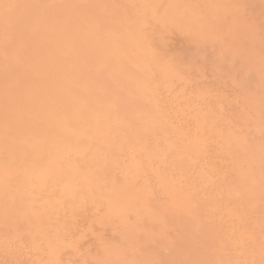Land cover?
Returning <instances> with one entry per match:
<instances>
[{"label": "bare ground", "instance_id": "6f19581e", "mask_svg": "<svg viewBox=\"0 0 264 264\" xmlns=\"http://www.w3.org/2000/svg\"><path fill=\"white\" fill-rule=\"evenodd\" d=\"M123 1L124 10H120L122 6L120 8L118 6L121 4L118 5L114 0H0V231L2 234L10 231V238L13 240L16 238L18 241L24 233L29 236L28 242L35 246V250L38 249H36L38 245H44L46 252L40 250L55 261V252L60 250L57 248L61 239V229L59 225L58 228L49 222L50 212L57 214L59 208L64 209L62 208L64 199L75 198L76 195L81 194L82 197H99L100 202H102L101 198L104 199L106 208L102 210L107 211V216L103 218L110 225L122 228L119 242L101 243L99 257L93 259L90 256L93 261L98 260L96 264H153L155 260L157 261L158 247L168 251V253L166 251V260L173 264H212V262L237 264L235 262H239L240 259L231 260L235 257L231 256L232 252L225 246V237L222 236L224 231L222 234L213 218L208 221L203 219V215L197 211L193 198L186 195L188 192L185 188L188 184L183 189L172 176L170 177L171 174L168 175L166 172L159 174L161 168L157 163L161 158L158 156H164L165 150L171 152L169 155L172 158L169 157L171 163L176 164L185 174L189 170L191 173V168L193 169V165L196 164L194 157L200 150V145L197 142L190 144L182 142L181 147L178 150L176 147L173 151L170 150L169 144L166 145L167 141L163 143L165 150L158 148L157 133L159 130L166 132L167 129H162L166 126L158 120L159 104L156 105L155 102V89L158 88L157 84H161V88H169V83L179 79L181 73L168 62L156 63L153 54L144 45L143 36L138 37L140 34L137 23L144 14L153 17L160 12L163 17L166 16V19L170 18L168 19L170 21L177 20L191 30L202 31L194 50L209 58L215 66L224 67L227 73L241 84L242 106L248 105L255 115L252 123L253 133L237 135L231 128L226 129L223 134L219 133L229 148L227 151L237 155L234 159L237 160L235 175L231 182L223 183L220 187L226 193V201L229 200L231 203L241 201L249 210L259 208V213L262 214L260 221L258 224L256 221L249 222L252 224H249V228L253 226L252 232L257 230L264 234V37L261 38L262 32H258L260 35L253 31L255 30L253 26L254 29L243 28L244 26L235 19L230 20L226 25L214 26L209 23V19H206L207 16L202 21L191 8L187 9L185 4L180 6V0ZM5 4L11 7L5 9ZM134 5L136 9L133 8ZM258 20L255 22L259 24L261 21ZM177 21L173 27L178 26ZM250 22L249 20L248 24ZM252 22L254 23V19ZM244 37L254 39L255 43H252L256 46L253 47L252 44L253 46L246 49L249 43L245 42ZM205 43L209 46H205ZM260 50L263 52L262 55L258 52ZM162 51L160 50V54ZM234 64L236 67L233 66ZM155 71L157 73H153ZM193 112L200 121L207 118L206 114H200L195 108ZM243 115V113L239 114L237 123L244 121ZM167 137L168 135L166 140ZM149 144L151 151L147 149ZM100 149L104 152H99ZM155 150H161L162 153L159 155ZM120 151L124 156H128V165L124 163L125 172L128 174L135 176L142 166L156 174L155 183L164 195V201L155 203L150 201L152 198L148 197L150 196L149 192H146L148 189L145 191L144 187L141 189V185L140 188L137 186L145 191L147 196L140 194L137 188L135 190L132 188L133 183L128 182L129 179L125 178L123 181L120 180V183H115L110 167L119 161ZM141 151L143 158L148 157L146 161L145 158L139 159L140 161L136 159L135 155ZM85 152H91L89 158L91 160H88L89 163L85 166H81L80 160L75 162L76 158H73L72 154L80 155ZM151 156L159 159L152 161ZM199 171L203 173L202 170ZM107 175L110 177L107 178ZM200 177H204L201 181L204 182L203 185L208 184L205 182L210 177L208 172H204ZM134 182L136 184V181ZM142 184L144 186V182ZM49 185H52L50 189L53 185L58 186L57 191L53 189L56 191L57 200L49 201L42 198L39 200L42 201L41 203L34 205L38 196L36 194L39 191H47ZM77 188L82 193L77 192L79 191ZM149 190L151 191L150 186ZM153 200L155 201L154 198ZM225 204L224 206L227 205ZM129 212L132 214L131 220L127 219V216H130ZM224 212L226 215V210ZM244 212L243 210L241 214L248 216L249 212ZM232 213L234 214V211ZM233 214H229L231 219L234 218ZM222 221L225 222L224 217ZM167 222L169 225L174 224V229L170 228L171 232L174 230L176 233L174 240L168 238L170 235L168 237L165 235L168 229L165 224ZM228 224L227 222L226 225ZM110 225L107 226L108 229L111 228ZM249 228L245 229L250 230ZM239 238L233 243L237 245L236 250L233 251L248 254L244 258V264H250L251 261L264 264L263 246L259 243L260 245L254 248L257 245L254 242L251 248L241 246L240 249ZM163 252L165 253L164 250ZM12 260L14 261V258Z\"/></svg>", "mask_w": 264, "mask_h": 264}, {"label": "rangeland", "instance_id": "374dc122", "mask_svg": "<svg viewBox=\"0 0 264 264\" xmlns=\"http://www.w3.org/2000/svg\"><path fill=\"white\" fill-rule=\"evenodd\" d=\"M114 1L117 2L118 5L121 4L120 6H118L119 8L122 6V9H120V10H124L125 5H122V4H124L123 0H120L121 3H119L120 2L119 0H114ZM237 1L236 0H218V1L217 0H200V2H201L200 3L199 0L198 1L180 0L179 4H180V6L185 4L184 6H186L187 9L191 8V10L193 12L197 13V16H199L202 21L204 20V17L207 16L206 19H209V23L214 24V26L226 25L230 22V20L235 19V20L239 21V23L241 25L244 26L243 28L248 29L251 27V29H254L253 27H255V30H253V31H255L257 33L262 32L261 33L262 35L260 33H258V34H260L261 38L263 39L264 30H262V29H264V15H263L264 14V0H261V1L260 0H258V1L257 0H253V1H251V0H247V1L246 0H240V2H239V0H237ZM181 3H183V4H181ZM190 4H191V6H190ZM243 5H245V6L243 7ZM217 6H219V7H217ZM220 6L223 8H221ZM239 6H240V8H239ZM133 8L136 9V6L134 5ZM208 8H209V10H208ZM235 8H239V9L235 10ZM197 10H198V12H197ZM247 10H248V12H247ZM161 16L162 15L160 12L157 13L153 17L151 15L149 16V14H144L137 23V25H139L138 26L139 28L137 27L138 33L140 34V35H138V37L141 38V36H143L142 40L145 43L144 45L150 50L151 54H153V58L156 59L155 60L156 63L165 62L167 64V62H168V64L170 63V65H172L173 67L178 68V70L181 73L179 79H176V80L172 81L171 83H169V88H161L160 87L161 84H157L156 87H158V88H156V89L153 87V89H155V91H156L155 92V94H156V101H155L156 105L159 104L158 105L159 110L157 109V111H158L157 115L160 118H158V120L162 121V123H164L166 126V127H162V129L163 128L167 129L166 132H163V130H159V132L157 133V135H158L157 136L158 148L159 149L165 148L163 146V143L165 144L167 141L168 142L166 143V145L169 144L170 150H173V151H175L176 149L178 150L181 147L182 142H183V144H187V143L190 144L191 142H193V143L197 142L200 145V148H199L200 150L197 152L196 156L194 157L196 160V162H195L196 164L193 166L195 168L191 165L193 167V169L191 168V173L189 170V172H188L189 174L188 173L185 174L184 172H182L183 170H181V168H177L176 164L174 165V163L170 162V160L172 159L171 156H169V155H171V152L163 149V150H165L164 156L163 155L162 156L157 155L158 157L161 158L160 162L157 163L161 168V170L159 171V174H161V173L164 174L165 172L168 175L171 174L170 177L172 176L173 180L175 182L179 183V185L182 186V188L184 186H186V184H188L186 188L184 187L185 190L189 193V194L186 193V195L190 198L191 197L193 198L199 214L203 215V219H206L207 221L211 220L213 218L214 222L216 224H218L219 228L221 229L222 234L224 231V235H222V236H223V238L225 237L224 238L225 246L228 247V251L232 252V253H230L231 256L235 257V259H231V260H237L238 261L240 259L239 262H235V261H233V262H235L237 264H242V263L244 264V262H245L244 258L247 257L248 254L241 252V251H233V249L236 250V248H237V245H233V243L237 242L238 238L240 237L239 240L241 242L239 244L236 243V244H238L240 249H242L241 246L244 248H248V247L251 248V245L254 242L257 243V245L254 248L258 247L259 243L261 244V245L260 244L259 245L263 246V248H264V241H263L264 240V234H263V232H260V231L257 232V230H255V231H253L254 232L253 233L252 232L253 226H251L249 228V226L252 225L251 223H254L255 221L257 224L259 223V221H260L259 218L261 217L262 214L259 213L260 212L258 210L259 208L258 209L257 208H250V210H249L248 208H246L244 206L243 203H241V201H237V202L233 201L232 203L229 200L226 201V199H225L226 193H224L225 191L223 192L221 190L222 187H220V185L223 183L231 182L232 177L235 175L234 170H235V168H237V166H236L237 160L234 161V159L237 158V155L234 154L233 152L227 151V150H229V148L227 147V144L221 138L219 133L222 132V134H223L225 132V130L228 128H231L232 132L236 133L237 135H239V133L247 134V135L250 133H253L252 123H253L255 115L252 113L251 108H249L248 105L242 106L243 101L241 98V94H242L241 84L237 80H235L231 75H229L227 73V71L224 69V67L221 68V67L215 66L210 61L209 58L202 56L201 55L202 53H197L194 50V47L196 46L197 38L202 31L196 32L195 30H191L190 28H188L186 25L183 26V23H178L179 21H177V20L171 19V21H170V20H168L170 18L166 19L165 18L166 16L165 17L162 16L163 18ZM145 17H146V19H145ZM150 17H152L153 19ZM160 17H161L162 21H161ZM260 17L261 18L263 17V19H261ZM253 19H254V23L252 22ZM257 19H259L258 20L259 22L261 21L260 22L261 24L260 23L258 24L257 22H255V20L257 21ZM153 20H155V21H153ZM249 20L251 21L250 24H248ZM172 21H174V22L171 23ZM175 21H177L176 25H178L177 26L178 28L176 26H174L176 28L173 27V24L176 23ZM146 23L148 24V26H145V25H147ZM141 24H142V26H141ZM151 26H153V27H151ZM169 26H170V28H169ZM163 27H165V28L163 29ZM171 27H173V28H171ZM140 28H141V31H140ZM143 30H144V32H143ZM166 30H169V32ZM179 30H181L182 36H181V32H179ZM170 31H172V33H170ZM183 31L186 34L183 33ZM140 32H142V33H140ZM163 32H165V33H163ZM217 34H219V33L217 32ZM173 35H175V36H173ZM156 37H158L159 39ZM161 37H162V39H161ZM183 37H185L186 39L183 40L182 39ZM169 38L172 40V42ZM188 38H189V40H188ZM244 38H245L244 39L245 42L249 43L248 44L249 46L245 47L246 49L249 48L250 46L254 45L253 44V43H255L254 39H250L247 37H244ZM163 39H165V40H163ZM177 41H179V42L177 43ZM161 42L163 45L161 44ZM207 43H205V46H209V44L206 45ZM159 45H162V46H159ZM181 45H182V47H181ZM176 46H177V48H176ZM255 46L256 45H254L253 47H255ZM258 47L259 46L257 45L256 48H258ZM166 48L168 50H166ZM174 49L175 50L177 49V50L175 51ZM160 50L161 51L163 50L162 54H160ZM260 51H258V52L262 55L263 52H262V50H260ZM174 54H176V56ZM158 56H159V58H158ZM178 56H179V59H178ZM169 58L172 60L170 61ZM176 62H177V64H176ZM263 62H264V59H263ZM233 66L236 67L235 64ZM153 73H157V72L155 71ZM194 108L199 110L200 114H206L207 118L204 121H200L199 118H196L194 116V112H193ZM161 111H163V112H161ZM240 113L244 114L243 115L244 121L241 123H239V122L237 123V119H238V116ZM165 120H166V122H165ZM198 121H199V123H198ZM201 122H203V123H201ZM170 129H171V131H170ZM176 130H177V132H176ZM166 134L168 135V137H167L168 140H166V136H167ZM192 137H194V139H192ZM149 146H150V144L148 145L147 149L151 151L152 148H150ZM102 151L104 152V150L100 149L99 152H102ZM121 152L122 151H120L119 155H118L119 161L113 163V166H111V167L109 166L111 168L112 174L114 176L115 183H118V182L120 183L125 178L129 179L127 181L128 182L132 181L131 183H133V185L132 184L131 185H132V188L134 190L137 188V186L139 187L140 185H141L140 186L141 189H142V187H144L143 189H145V191H146V189H148L146 192H149L148 195L151 196V197L148 196L149 199L152 198V199H150V201H153L154 203L158 202V201H160V202L164 201L165 197L160 192L159 186L156 185V183H155L156 180L154 179V177L156 176V174L154 173L155 174L154 175L151 169H150V171L148 170V168L144 169L145 167H143V166L137 172L138 174L137 173L135 174V176L128 174L127 172H125V165L126 166L128 165L129 159H128L127 155L124 156L123 152L122 153ZM155 152L159 155L162 153L161 150H158V151L155 150ZM76 154L77 153H73L72 157L76 158V160L74 159L75 162H78L80 160L79 164H82L81 166H83V165L85 166L91 160V159L89 160L90 156L92 155L91 152L90 153L85 152V153L80 154V155L79 154L76 155ZM141 154H143V151L138 152V154L135 155V157H136V159H138V161H140L139 159L145 158V156L143 158L142 157L143 155H141ZM122 155H123V157H122ZM120 157H122V158L120 159ZM158 157H152L151 156L150 159L152 161L153 160L155 161L156 159H159ZM146 158H148V157H146ZM146 158H145V161H146ZM84 162H85V164H83ZM164 162H166V163H164ZM124 163H126V164L124 165ZM163 163H164L165 167L163 166ZM170 163L172 164L171 166L169 165ZM167 165H168V167H167ZM122 168H124V169H122ZM163 168H166V169H163ZM189 169H190V167H189ZM122 170L124 171V173ZM166 170H168V172ZM198 170H202L203 173L208 172L210 174L209 180L205 181V182H208V184L206 183V185H203L204 182L201 183V181H203L204 177L203 178L200 177V176H203V173H200V171L198 172ZM141 173L142 174L144 173V174L142 175ZM140 174H141V176H140ZM176 174H177V176H176ZM128 175H130V176H128ZM152 175H153V177H152ZM108 176L110 177V175H107L106 177L108 178ZM122 176H123V178H122ZM131 176H132V179H131ZM198 177L202 180H200ZM147 178H149L151 181ZM133 180L136 181V184ZM181 180H183V181L181 182ZM185 180H186V182H185ZM152 181H153V183H152ZM199 181H200V183H199ZM143 182H144V186L142 184ZM191 182H192V184H191ZM51 186L52 185H49L47 187V191H43V192L39 191V193L36 194V196L37 195L38 196L35 198L34 205H36V203L37 204L41 203L42 201H39V200L42 198L47 199L49 201L57 200L55 193L58 190V186L53 185V187L54 186L55 187L54 188L52 187L50 189ZM149 186H150V189L152 192L149 190ZM209 186H210V188H209ZM198 187H199V189H198ZM48 188H49V190H48ZM139 188H137V189L140 191V194H142V195L146 194V196H147V193H145V191H143V190H140ZM53 189H56V191ZM78 190L79 191H77V192L82 193L80 189H78ZM188 190H190V191H188ZM203 191H204V193H203ZM205 192H208V193H205ZM47 193L49 195H47ZM154 194H156V195H154ZM193 194H195V195H193ZM52 195H53V197H52ZM76 196H75V198L72 197L71 199H68V200L64 199L65 201L64 200L63 201L65 204L64 203L62 204V208H64V209L62 210L61 208H59L57 214L56 213L51 214L52 212H50L49 222L51 223V225H54L56 227H58V225H59L60 228L59 227L58 228L61 229L60 230L61 239H60L59 245H58L59 248H57L60 250H56L57 252H55V261H52V259L47 256V254L45 253L46 250L44 249V245L43 246H42V244L38 245V247H36V249L37 248L38 249L35 250L34 249L35 246L28 242V241H30L29 236L25 235L24 233H23L21 239H19V241H18V239H16V238H14L15 240L10 238V235H9L10 231H6V233L3 232V234L0 231V242H1L0 243V264H8V263L11 264L12 262H14L12 264H46V263L47 264H53V263L54 264H83V263H85V264H91V263L96 264L97 259H95L93 261L91 257H93V259L95 257L96 258L99 257L98 253H99L100 248L102 247V245L100 246V244L101 243L105 244L108 242H112V243L116 242L117 243V241L119 242L120 241V231L122 230V228H119L115 225H110V223L106 219H104L107 216V211L102 210V209L106 208V204L104 202V199L102 200V198H101L102 202H100L99 197H95V196L94 197L93 196L82 197L81 194H79V196L81 198V200H80L79 196H77V198H76ZM52 198H54V199H52ZM98 198H99V200H98ZM153 198L155 199V201L153 200ZM73 199H75V200L73 201ZM84 200H85V202H84ZM220 200H222V201H220ZM68 201L70 202V204ZM67 202H68V204H67ZM94 202H95V204L96 203L98 204V207H97V204L96 205L94 204ZM206 202L208 204H206ZM217 202H219V203H217ZM225 202H227L226 203L227 205L225 204ZM71 203H72V205H71ZM218 204L220 207H218ZM224 204L226 206H224ZM92 205H93V207H92ZM222 206H224V207H222ZM239 207L240 208L242 207V208L240 209ZM218 208H221V209L218 210ZM229 208L231 209V211ZM154 209H156V208H154ZM95 210H96L97 214H96ZM224 210H226L227 217H226V215H224L225 214ZM227 210L231 214H233L232 212L234 211L233 217L236 219H234V218L231 219V217H229L231 215H229L230 213H228ZM239 210H240V212H239ZM243 210L245 211L244 213L249 212L248 216H247V214H244L245 216L241 214V212ZM255 211L257 213H255ZM59 212H61V213H59ZM251 212L253 213V215ZM129 214H130V216H127V219L129 220V218H130V220H131L132 214H131V212H129ZM129 214L127 213V215H129ZM219 215H221V216H219ZM241 215L243 218H241ZM53 216H54V218H53ZM61 216H62V218H61ZM99 216H102V217H99ZM216 216H217V218H216ZM238 216H240V218H238ZM56 217H58V218H56ZM223 217L225 219V222L229 223L228 226L226 225L225 222L222 221ZM103 219H104V222H103ZM220 220H221V222H220ZM54 222L56 224L57 223L58 224L56 225V224H54ZM249 222H251V223H249ZM61 224H62V226H61ZM98 224L101 226H99ZM165 224H166V228H168V229L165 228L166 229L165 232L167 233L165 235L167 237H168V235H170V237H168V238L174 240V234L176 235V233L174 230H173L174 232L170 231V230L174 229L173 228L174 224L169 225V222H167ZM232 224H233L234 228L233 227L231 228ZM108 225H110L111 228L108 229V227H109ZM241 227H242V229H241ZM243 227H245L247 229L249 228L250 230H247ZM112 228L113 229L115 228V229L113 230ZM170 228H172V229H170ZM112 230H113V232H112ZM239 230H241L240 231L241 233L237 232ZM109 231H111V232H109ZM117 233L119 235H117ZM236 233H237V236L238 235H240V236L237 237ZM245 234H246V236H245ZM171 236H172V238H171ZM9 239H10V241H9ZM243 239H245V240H243ZM98 240H100V241H98ZM22 241H23V244H22ZM6 242H8V243H6ZM15 242H16V244H15ZM27 242H28V244H27ZM19 243L21 245H19ZM64 243H66V244H64ZM29 245H32L33 247L29 246ZM157 247L158 246H156V248ZM18 248H20V249H18ZM158 248L157 249L159 251L158 252L159 258L158 257L156 258L157 261H160L163 259V261H166L167 264H170L171 262L166 260V256H167L168 251L165 250V248H163V247H158ZM10 249L15 250V251H12ZM40 249L45 250V252H43V250H40ZM95 249H96V252H95ZM80 250H81V252H80ZM83 250H84V252H83ZM163 250L165 251V253L163 252ZM166 251H167V253H166ZM7 252H8L9 256L7 255ZM15 252H17V253H15ZM11 256L14 258V261L12 260L13 258ZM7 257H10V258L7 259ZM89 257L91 259H89ZM81 261L83 263H81ZM171 264H173V263H171ZM212 264H214V262H212ZM223 264H226V263H223ZM250 264H256V263L254 261H251Z\"/></svg>", "mask_w": 264, "mask_h": 264}, {"label": "snow or ice", "instance_id": "6c2138e0", "mask_svg": "<svg viewBox=\"0 0 264 264\" xmlns=\"http://www.w3.org/2000/svg\"><path fill=\"white\" fill-rule=\"evenodd\" d=\"M4 7H5V9H7V8H9L11 6L5 4ZM153 264H167V262L166 261H163V260H160V261H154Z\"/></svg>", "mask_w": 264, "mask_h": 264}]
</instances>
